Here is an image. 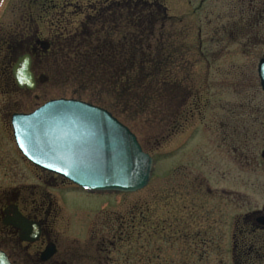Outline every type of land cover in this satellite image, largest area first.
Wrapping results in <instances>:
<instances>
[{
  "label": "rangeland",
  "instance_id": "obj_1",
  "mask_svg": "<svg viewBox=\"0 0 264 264\" xmlns=\"http://www.w3.org/2000/svg\"><path fill=\"white\" fill-rule=\"evenodd\" d=\"M43 1L50 17L43 18L41 6L35 11L39 38L47 39L58 29L60 33L62 26L65 37L71 40L91 37L94 3L98 0L40 3ZM248 1L162 0L167 20L158 38L162 43L157 45L163 51L167 46L174 51L168 66L171 73L162 74L188 80L190 97L183 101V90L176 89L175 98L159 96L145 108H138L142 112L134 119L132 112L137 109L122 96L120 107L130 115L129 123L141 147L154 159L149 183L139 191L124 194H91L69 183L60 191L46 187L45 191L52 193L50 197L54 194L58 201L54 227L61 238L64 236V245L72 248L78 241L87 243L90 232H86L94 228L93 243H97V237L117 231V241L110 240L116 248L109 256L98 253L107 264H233L228 233L244 211L264 201V168L259 155L264 148V94L257 76L258 60L264 54V34L243 38L246 34L242 25L241 29L235 27V21L240 20L239 7ZM30 2L0 0L1 21L10 22L17 11L20 19ZM117 13L127 14L122 10ZM50 18L54 19L52 23ZM231 23L237 37L231 39L233 43L225 42L220 33L225 24ZM200 43L208 62L197 51ZM62 59L53 57L46 66L35 61L38 72L48 71V82L30 95L0 82V197L29 183L35 188L43 185V175L29 169L16 155L8 126L13 111L31 110L37 101L62 95L91 103L94 90L103 96L102 102L118 100L117 92L107 84L94 87V73L93 81L80 82L73 76L72 66L68 68ZM181 109H185L184 114ZM176 110L180 112V128L170 134L171 115ZM224 137H228L226 145ZM240 143L249 148L254 167L239 161L240 154L247 152L231 149ZM34 199L39 200L40 194L36 193ZM97 258L94 256V260Z\"/></svg>",
  "mask_w": 264,
  "mask_h": 264
},
{
  "label": "flooded vegetation",
  "instance_id": "obj_2",
  "mask_svg": "<svg viewBox=\"0 0 264 264\" xmlns=\"http://www.w3.org/2000/svg\"><path fill=\"white\" fill-rule=\"evenodd\" d=\"M242 1L244 0H239V2ZM40 6L44 15L43 18H49V9H47L45 1L40 3V0H31L28 6H25L26 10L21 13L20 19H18L19 11L14 15V19L8 23H3L0 19V82L9 83L13 86V91L26 92L28 95L34 93L43 83L48 82V71L45 68L46 71L38 72L35 69V61L46 66V62L55 56L52 43L59 33L58 29L52 34L50 32L47 39L39 38L34 13L40 11ZM239 10L240 12H252L253 17H255L254 24L264 28V0H249L247 5L244 2L243 5H240ZM39 18L41 20L40 16ZM52 20L54 19H49L51 23ZM60 33L62 34V32ZM23 56L30 59V71L35 82L33 89L19 88L13 76V66ZM262 58H264V54L259 60ZM57 98L66 97L62 95L37 101L31 110H15L9 115L8 126L14 144L12 115L14 113H29L45 102ZM227 140L228 137L222 139L224 145L227 144ZM15 147L16 155L21 161L29 169H35L43 175L40 177L43 185L36 187L40 189H36L34 183H29L17 191L16 189L4 191L6 194L0 197V251L5 255L9 264H94V262L96 264L106 262L107 264V261L102 260L98 253L106 252L108 255L111 249L116 248V243H112L110 240L117 241V231L114 234L112 231V234L108 236H99L97 243H93L94 228H91L90 231L86 232L88 235L90 232L87 243L77 240L78 243L72 248L69 245H64V236L62 235L61 238V234L58 233L59 230L54 227L58 217V210L55 208L58 201L53 194L54 201L53 197H50L52 193H47L45 188L50 187L54 188L55 191H60L69 182L58 175L36 167L22 155L16 144ZM231 149H235V151L241 149L243 152H247L240 154L239 161L244 165L254 167L255 159L250 158L249 148L246 147V144L243 146L240 143L239 147L235 146ZM259 155L262 168H264V148ZM70 185V187L77 188L72 184ZM36 193L40 194L39 200L34 199ZM16 212L33 224L27 234L11 223L17 214ZM238 219L235 228L228 233L231 237L229 251L233 264H264V201L261 205L256 204L253 208L244 211ZM199 236L200 234L197 237ZM185 237L188 240V234ZM94 256L99 257V259L94 260Z\"/></svg>",
  "mask_w": 264,
  "mask_h": 264
},
{
  "label": "water",
  "instance_id": "obj_3",
  "mask_svg": "<svg viewBox=\"0 0 264 264\" xmlns=\"http://www.w3.org/2000/svg\"><path fill=\"white\" fill-rule=\"evenodd\" d=\"M257 75L264 93V58L258 61ZM13 76L19 88H34L27 56L13 66ZM11 124L16 146L29 162L83 190L133 193L150 180L152 157L104 108L76 99H52L29 113H14ZM16 213L11 223L27 234L33 224ZM0 264H9L1 251Z\"/></svg>",
  "mask_w": 264,
  "mask_h": 264
},
{
  "label": "trees",
  "instance_id": "obj_4",
  "mask_svg": "<svg viewBox=\"0 0 264 264\" xmlns=\"http://www.w3.org/2000/svg\"><path fill=\"white\" fill-rule=\"evenodd\" d=\"M118 10L125 11L127 14L122 13L120 16L117 13ZM243 12L248 14V11ZM239 13L240 20L235 21V23L237 22L236 29L243 27L242 31L245 30L246 35L251 33L250 36L245 35L243 38L253 35L261 37L264 34V28L254 24L255 17L252 12H249L250 16L248 17H244L242 12ZM113 16L115 20L112 19ZM166 20L162 0H124L123 2L98 0L97 3H94V34L92 33V38L84 36L76 37L77 40L66 38V29L65 26H62L60 28L62 34L58 33L52 43L54 58H63L62 61L65 65L67 64L68 68L72 66V74L80 82L93 81L92 74L94 73V87L107 84L113 93L117 92L118 100L109 99L102 102L101 97L103 96L94 90L95 98L91 103L108 110L136 136V130L129 123L130 115H126L127 111L120 107L119 101L122 96L123 99L128 98V104L131 103L132 107L137 109L132 112L135 115L134 119L142 112L139 109L145 108V104L148 105L150 101H154L159 96L164 99L175 98L176 89L183 90V101L190 97L189 91L186 90L188 80L183 78L182 80L172 75L164 77L162 74L169 72V61L174 53L167 48L168 46L163 51V48L157 45V43H162L161 40L158 41V38L163 34L162 29ZM223 27L224 29H220V33L224 37V41L233 43L232 40L236 33L234 25L231 23L226 26L225 24ZM155 31H157V35ZM242 31L241 33H243ZM197 51L200 58L202 57L208 62L202 44L198 46ZM184 66L183 64L182 69ZM184 77L186 78L187 75ZM183 85L184 87H182ZM180 112L184 114L185 109H181ZM180 112L177 113L176 110V113L171 115L173 118L168 129L170 134L180 128L178 121Z\"/></svg>",
  "mask_w": 264,
  "mask_h": 264
}]
</instances>
